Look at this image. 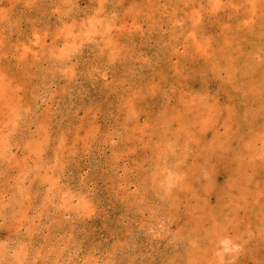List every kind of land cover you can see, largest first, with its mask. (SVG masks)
I'll list each match as a JSON object with an SVG mask.
<instances>
[{
    "label": "rangeland",
    "instance_id": "374dc122",
    "mask_svg": "<svg viewBox=\"0 0 264 264\" xmlns=\"http://www.w3.org/2000/svg\"><path fill=\"white\" fill-rule=\"evenodd\" d=\"M0 264H264V0H0Z\"/></svg>",
    "mask_w": 264,
    "mask_h": 264
}]
</instances>
